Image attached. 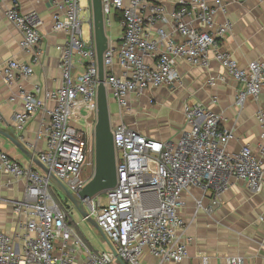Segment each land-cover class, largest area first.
Here are the masks:
<instances>
[{"label": "built area", "instance_id": "2783aa9c", "mask_svg": "<svg viewBox=\"0 0 264 264\" xmlns=\"http://www.w3.org/2000/svg\"><path fill=\"white\" fill-rule=\"evenodd\" d=\"M6 1L4 14L21 36L20 48L39 59L43 39L39 15L23 14L20 0ZM55 8L54 30L68 35V41L57 47L63 85L46 91L44 99L40 87L23 91L24 110L14 115V122L16 132L22 133L39 112L49 118L37 136L46 142L39 160L78 195L93 175L87 177L85 170H94V150L88 130L74 123L73 116L96 121L98 66L94 46L83 39L81 0H63ZM104 10L106 22L119 16L123 29L121 42H111L105 54L106 85L121 118L112 128L119 181L115 189L84 201L87 216L83 220L98 223L126 264H144L146 253L159 264L181 263L193 243L185 236L186 223L179 214L183 195L192 188L212 191L217 197L205 209L210 214L220 205L218 196L230 178L243 181L253 194L260 193L263 162L249 148L228 153L232 134L222 129V116L201 103L184 105L188 128L177 141L147 137L130 128L124 117L147 92L182 86L178 61L203 70L218 63L225 74L210 75L208 84L232 79L240 85L236 104L243 107L248 99L257 100L264 89V61L242 67L225 50L222 41L232 23L215 22L219 14L228 15L224 0H179L174 10L154 0H104ZM76 63L83 68L80 75L73 73ZM0 75L11 84L31 77L33 69L28 63L10 60L0 65ZM49 101L55 107L49 108ZM256 120L264 139V108L257 111ZM0 172L26 184L24 199L12 202L18 217L14 235L0 229V264H119L112 250L92 251L70 225L72 203L67 202L66 210L61 208L50 192L55 185L48 175L3 151ZM198 207L202 208V202ZM227 264L245 261L235 257Z\"/></svg>", "mask_w": 264, "mask_h": 264}, {"label": "crops", "instance_id": "0c3cea01", "mask_svg": "<svg viewBox=\"0 0 264 264\" xmlns=\"http://www.w3.org/2000/svg\"><path fill=\"white\" fill-rule=\"evenodd\" d=\"M62 1L20 0L21 12L37 13L42 23L40 32L43 39L38 49L41 56L36 59L20 48L21 36L4 14L8 2L0 0V65L15 60L28 63L33 69L31 77L18 78L11 84L0 75V130L15 136L25 148L26 154L2 135L0 151L41 173L43 172L35 164V159H39L40 153L46 149V142L39 140L37 136L42 125L49 122V118L39 112L22 133H17L14 115L24 110L21 97L23 91L34 92L40 87V97L44 99L46 91L59 89L63 85L60 52L57 47L68 41V35L55 31L53 22L55 4ZM154 1L164 4L170 10L179 6V0ZM224 3L228 6V15L219 14L215 22L217 25L224 24L226 20L232 23V30L222 41L225 50L242 67L254 61L263 62L264 0H224ZM89 17L91 28L89 39L85 42L88 46H94L92 11ZM107 32L112 43L121 42L123 29L116 18L107 23ZM149 62L153 63L151 60ZM177 69L182 78V86L147 92L139 103L134 104L132 113L124 117V122L147 137L160 141H177L182 131L188 128L184 118V105L201 103L221 115L222 129L232 134L227 145L228 153H238L249 148L264 165V139L261 136V126L256 120L257 111L264 108V89L257 100L248 99L243 107H239L236 104V94L240 88L238 83L228 79L216 86L208 84L210 75L225 74L218 63L213 62L209 70H203L178 61ZM82 72L83 68L76 63L73 73L80 75ZM109 98L111 105L117 106ZM150 100L153 102L150 103ZM47 106L53 108L55 102L49 101ZM117 119H121L119 113L116 115ZM25 193L24 181L0 172V229L9 235H14L18 220L12 202L24 199ZM215 197L217 196L212 191L205 193L194 188L183 195L179 214L186 223L185 236L191 237L193 243L189 246L188 257L183 262L171 264H227L228 259L235 257H242L245 264H264V221L261 220L264 217V189L253 194L243 181L230 178L218 196L220 205L209 214L205 209ZM198 202H202V208L198 207ZM71 216L73 217L72 213ZM70 225L75 228L73 218L70 219ZM78 226L80 229L76 231L92 251L111 250L95 226L92 225L98 233L97 238L87 232L88 229L82 221L78 220ZM144 264H159V261L146 253Z\"/></svg>", "mask_w": 264, "mask_h": 264}, {"label": "water", "instance_id": "95a60500", "mask_svg": "<svg viewBox=\"0 0 264 264\" xmlns=\"http://www.w3.org/2000/svg\"><path fill=\"white\" fill-rule=\"evenodd\" d=\"M90 1L94 48L98 66L97 113L93 133V175L84 188L78 193V195H74L59 179L50 173L47 167L42 164L39 159H35V164L42 170L44 174L51 178L53 184L62 191L67 200L79 210L83 217L87 216L84 201L87 199L93 200L99 195L109 190L115 189L119 181L118 156L115 145V137L112 129L113 120L110 109L111 103L106 85L105 54L110 48L111 41L107 32L104 0ZM0 135L8 138L18 149L26 154L25 148L19 143V141H17L15 136L8 135L2 130H0ZM88 222L98 229L99 233L105 239L112 252L116 254L112 243L100 228L98 223L94 219H89ZM116 256L119 264H126L117 254Z\"/></svg>", "mask_w": 264, "mask_h": 264}, {"label": "rangeland", "instance_id": "374dc122", "mask_svg": "<svg viewBox=\"0 0 264 264\" xmlns=\"http://www.w3.org/2000/svg\"><path fill=\"white\" fill-rule=\"evenodd\" d=\"M81 5L83 8L82 14H81V19L84 22L83 23V39H84V41H87L89 39L88 35L90 34V28H91V25L88 22V19L90 18L89 16L91 14V4H89V0H81ZM110 109H111V113H112L113 124L117 125V124L121 123L120 119L116 120V115L119 113L118 106H115L114 104H112V105H110ZM73 122L76 123L77 125L85 127L88 130L89 137L92 139V142H94L93 133H94L95 119L91 120V118H88V120H87V119H82V117H80L79 115H75V116H73ZM93 172H94V170L86 168L85 175L87 177H90L93 174ZM50 192H51L53 198L59 203L61 208L66 210V204H67V202H70V201L67 200L66 196L62 193V191L58 187L52 186L50 188ZM102 198H103V203L105 204L106 199H105L104 195H102ZM71 206H73V209H72L73 217L71 216V219L73 218V224L75 225V229L77 231H78V229H80V227L78 226V220H80L83 223H85V225L88 229L87 232L89 234L93 235V237L97 238L98 237L97 231L92 227V225L90 223H88V221H83V216L81 215L79 210L73 204H71Z\"/></svg>", "mask_w": 264, "mask_h": 264}, {"label": "trees", "instance_id": "16d2710c", "mask_svg": "<svg viewBox=\"0 0 264 264\" xmlns=\"http://www.w3.org/2000/svg\"><path fill=\"white\" fill-rule=\"evenodd\" d=\"M116 19L119 21L120 20L119 16H117Z\"/></svg>", "mask_w": 264, "mask_h": 264}]
</instances>
